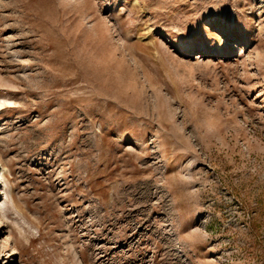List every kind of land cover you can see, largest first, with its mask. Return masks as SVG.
<instances>
[{
	"label": "rangeland",
	"instance_id": "1",
	"mask_svg": "<svg viewBox=\"0 0 264 264\" xmlns=\"http://www.w3.org/2000/svg\"><path fill=\"white\" fill-rule=\"evenodd\" d=\"M0 159V264H264V0H0Z\"/></svg>",
	"mask_w": 264,
	"mask_h": 264
},
{
	"label": "clouds",
	"instance_id": "2",
	"mask_svg": "<svg viewBox=\"0 0 264 264\" xmlns=\"http://www.w3.org/2000/svg\"><path fill=\"white\" fill-rule=\"evenodd\" d=\"M0 183H4L5 186H7L8 182H7V178L6 176L4 175L5 172H7V169L6 168H3V165L0 164Z\"/></svg>",
	"mask_w": 264,
	"mask_h": 264
},
{
	"label": "bare ground",
	"instance_id": "3",
	"mask_svg": "<svg viewBox=\"0 0 264 264\" xmlns=\"http://www.w3.org/2000/svg\"><path fill=\"white\" fill-rule=\"evenodd\" d=\"M0 164H2L3 168H5L4 162L1 159H0ZM7 211H8V209H7L6 205L3 203L2 206L0 207V214H2L4 216L7 214Z\"/></svg>",
	"mask_w": 264,
	"mask_h": 264
}]
</instances>
